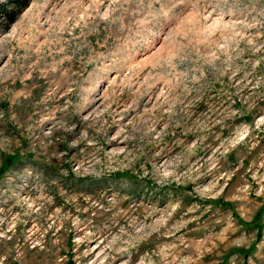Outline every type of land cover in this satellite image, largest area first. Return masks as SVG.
Listing matches in <instances>:
<instances>
[{
	"label": "rangeland",
	"instance_id": "rangeland-1",
	"mask_svg": "<svg viewBox=\"0 0 264 264\" xmlns=\"http://www.w3.org/2000/svg\"><path fill=\"white\" fill-rule=\"evenodd\" d=\"M0 264H264V0L0 25Z\"/></svg>",
	"mask_w": 264,
	"mask_h": 264
},
{
	"label": "trees",
	"instance_id": "trees-1",
	"mask_svg": "<svg viewBox=\"0 0 264 264\" xmlns=\"http://www.w3.org/2000/svg\"><path fill=\"white\" fill-rule=\"evenodd\" d=\"M28 1L29 0H0V25H8L14 20L17 13Z\"/></svg>",
	"mask_w": 264,
	"mask_h": 264
}]
</instances>
